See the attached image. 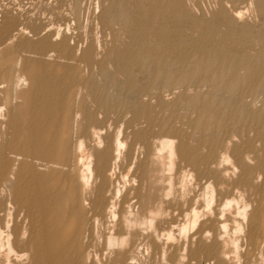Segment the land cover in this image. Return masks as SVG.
Segmentation results:
<instances>
[{"label": "bare ground", "instance_id": "obj_1", "mask_svg": "<svg viewBox=\"0 0 264 264\" xmlns=\"http://www.w3.org/2000/svg\"><path fill=\"white\" fill-rule=\"evenodd\" d=\"M127 4L155 22L184 14L180 0ZM240 10L193 55L159 26L168 71L151 59L148 91L140 39L99 56L0 10V264H164L186 249L193 264H264V31L237 25Z\"/></svg>", "mask_w": 264, "mask_h": 264}, {"label": "rangeland", "instance_id": "obj_2", "mask_svg": "<svg viewBox=\"0 0 264 264\" xmlns=\"http://www.w3.org/2000/svg\"><path fill=\"white\" fill-rule=\"evenodd\" d=\"M180 2L184 8V14L181 15L180 18H175L176 20L172 19L174 22L169 23L170 25L165 22V21H167L166 19L162 20V22H155L154 20L152 21L151 19H149V20L145 19L143 16V12H141V13H140V11L137 12L136 8L127 4V0H0V10L5 12V17H7V18L10 17V18H12V20L16 21L17 22L16 25L20 26L21 24H24V25H21L20 28H25V29H27V31L28 30L33 31V29L34 30L42 29L43 31H41V33L42 32H44V33H42L41 37L52 36L53 34L56 33L55 31H59V36L63 35L66 38L68 37L67 39L70 43H71V41L72 42L78 41L80 48L85 47L90 41H92V42L96 41L95 43L94 42L93 43L95 45V48L97 47L96 52L98 53L99 56L105 55L106 50L107 51L110 50L109 48H110V45L112 44L111 42L114 41L115 39L118 40V43H119V40L122 42L121 43L122 49L126 48L125 40L127 41V39H128L127 37L132 36V37L136 38L138 41L140 39L139 44H140V46H142L143 49L145 48L144 52L147 55V60H142L144 62H142L140 60L141 61L140 66L142 68L141 67H139V68H140V70H144L145 68L147 70L145 69L144 71H142V72H144L143 73V79L141 81L135 82L137 84H135V83L134 84H135L136 88H138V86H139V87H142V89H144V90L146 88H149L153 84V81L151 80V77H150L152 75V72L149 71V70H151L149 68V66L153 64V62L150 61L151 59H153V61H155L157 63V65L160 64L163 67V71H162L163 74H165L168 71V70H166L167 65L164 64L165 58L163 57V55L165 56L167 54V51H168L167 48H170V43H168V42H163V43L161 42L160 43V40L162 38H161V35L158 33V27L159 26H161L159 28H160V30H163L162 32L171 31L172 34H176L178 36L180 35L179 36V40H181V41H179L180 44L188 43V44H186L187 48H189V47L190 48H189L188 52L187 51L185 52V50H187V48L184 50L185 55H193L194 50H192V49L196 48L195 45L198 44V42L201 41L202 39H205L206 37L208 38L209 34H210L209 38H211V40L213 39L212 40L213 42H215V43L217 41L219 42V39H221L222 36L227 35V33H229L231 30L228 27L227 21L230 22L232 19L230 17L233 16L234 12H236L237 10H240V9H241L240 11L242 12V16H241L242 20L240 22H238L237 25H239L241 23L240 26H242V24H243L242 27H245L248 25L247 27H249V28L251 27L252 29H255L258 32L264 31V0H180ZM2 7H3V9H2ZM185 8H186V10H185ZM229 13L231 16H229ZM185 14H186V16H185ZM225 15H227V18ZM123 16H124V18H123ZM223 16L226 19L224 21L219 20V19H222L220 17H223ZM181 17L185 18L186 20H184L183 18L181 19ZM228 17H229L230 21L228 20ZM0 19H2V15H0ZM183 20H184V22H183ZM193 21L196 22V24H194ZM225 22H226V24H225ZM198 23H199V25H198ZM200 24H202V25H200ZM209 25H211L210 26L211 29L209 28L210 30L208 29ZM165 26H167V27H165ZM192 26H193V28L191 29ZM195 26L198 28V30H197V28H195ZM32 27H33V29H32ZM35 27H38V28H35ZM172 27H173V29H172ZM189 27H190V29H189ZM165 28L167 30H165ZM49 30H50V33H49ZM72 30H74V31H72ZM151 30H152V32H151ZM211 30H213L214 32L213 31L209 32ZM227 31H229V32H227ZM180 32L181 33L183 32V33L181 34ZM202 33H203V35H202ZM206 33H207V35H206ZM211 33H213L212 36H211ZM221 34H222V36H220ZM154 35H156V36H154ZM186 35H187V37H186ZM201 35L204 37L202 38ZM162 36H163V34H162ZM151 38L152 39L154 38V39L152 40ZM193 39H196L197 43H195L196 41ZM185 40L188 42H186ZM154 41H156V42H154ZM189 41H191L192 43ZM152 43H153V46H152ZM166 43H168L167 46H166ZM188 45H190V46H188ZM154 47L156 50H154ZM149 49H151V50H149ZM149 61H150V63H149ZM194 61L195 60H193V57H191L190 65L192 67H194V70H196V72H195L196 75L193 74L192 81H194L197 77H199L197 74L200 73L199 70L203 69L201 67L198 68V65L196 67ZM212 64H214V62ZM160 65H158V67H160ZM144 66H146V67H144ZM180 66L185 67V64H181ZM165 70H166V72H165ZM153 75H152L153 77H157L160 74L154 73ZM96 76H95V79L97 80L98 83L100 81L99 84H101L103 82V77L101 78L100 75H98L97 77ZM99 76H100V78H99ZM195 76H197V77H195ZM123 82H124V78L122 79V77H120V83L122 84V85L120 84L121 86L125 85V84H123ZM149 82H151V83H149ZM188 83H191V81ZM159 85L163 86V89L165 90V87H164L165 83L163 82V80H162V82L160 81ZM186 85L189 86L191 84L188 85L186 83ZM121 86H118L121 88V89L119 88V90L115 89V87L114 88L113 87L108 88L107 90H108L109 95H113L115 97L118 96V98L121 97L119 99L124 102L127 100V94L125 93L124 87L122 88ZM136 88H135V90H137ZM111 89L114 91H112ZM122 89L124 90V92ZM163 89L161 88L158 90L164 91ZM146 91H148V89H146ZM119 92L120 93L122 92L121 96H120ZM172 92L174 94L173 97H177L180 94L181 89H179V87L176 86L175 90L173 89ZM184 92H185V95H187V90ZM112 93H115V94H112ZM117 93H118V95H116ZM164 93H166V92H162L163 99L167 97L166 99H164V101H169L172 97L168 96L167 93L166 94H164ZM122 94H124V95H122ZM143 100L145 101L147 99L143 97ZM147 102L150 105H155L154 100H148ZM155 111L157 112L158 109H155ZM185 111H186V108L182 107V106L174 109V111L172 110V112L174 114H177V115L179 114L180 116L184 115ZM166 113L169 114V112L166 111L164 113L166 116L168 115ZM118 126L123 127V125H120V124ZM131 130L132 129H130V131ZM196 138H197L196 134L192 133L191 139L193 140V142L196 140ZM180 252H183V253H180ZM188 252L189 251H187V249H186L185 251L180 250L178 252V254L180 253L179 256L178 255L172 256L171 254H168L166 256V260H168V262L165 260L164 264H176V263L177 264L178 263L179 264H190V263L193 264L194 261L193 262L190 261L189 256H188L189 255ZM181 254L182 255L184 254L183 256H185L183 258V261L179 260ZM170 255H171V257H170ZM173 257L175 258V260ZM186 259H187V261H186ZM199 260H200V262L202 261V263H203V257L199 258ZM178 261H180V262H178ZM203 264H208V263H203Z\"/></svg>", "mask_w": 264, "mask_h": 264}]
</instances>
